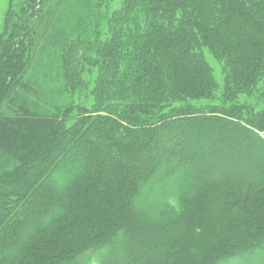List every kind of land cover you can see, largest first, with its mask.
I'll return each mask as SVG.
<instances>
[{
    "label": "rangeland",
    "instance_id": "rangeland-1",
    "mask_svg": "<svg viewBox=\"0 0 264 264\" xmlns=\"http://www.w3.org/2000/svg\"><path fill=\"white\" fill-rule=\"evenodd\" d=\"M93 1L96 0H0V63L7 57L4 54L14 53L15 39H21L28 29L34 42L28 50V59L18 70L21 73L0 97V249H20L13 264H47L44 258L60 247L78 250L73 259L61 264H264V247L242 251L245 244L258 240L264 233V191L246 181L247 170L242 165L236 167L237 172L229 171L227 178L231 180L223 185L208 182L209 176H219L218 169H207L208 172L175 162L174 166L168 164L145 178L132 196L125 190L118 191L113 181L111 189L100 197L92 191L98 196L84 198V202L103 207L95 214L86 215L82 210L54 225L48 223L46 213L43 217L35 213V203L25 207L29 191L22 189L24 185L8 181L10 168L18 164L15 154L28 153L46 134L49 138L57 131V142L73 133L81 134L90 121L88 117L102 113L93 111L96 86L103 85L100 76L106 69L122 71L127 67L131 48L127 31L122 30L119 37L112 38L117 31L114 20L123 0H98V7ZM246 25L242 21V27ZM110 49L123 55L107 68L103 61ZM200 49L211 66L216 85L212 98H189L188 103L209 104L205 112L222 114L264 136L260 127L264 73L254 75L255 83L250 88L231 83L227 90L225 82L230 75L226 71L229 67L223 69L224 58L209 52L205 46ZM115 88L114 82L105 90ZM125 102L119 100L120 104ZM31 114L55 118L53 123L21 126L31 138L29 143L28 138L21 139L1 124L3 117ZM122 126H125L123 120L114 130V138L124 135ZM94 134L98 135V130ZM17 138L20 140L16 141ZM123 139L124 143L116 149L122 157L118 158L121 163L134 164L122 172L129 188L136 176L145 174H137L135 170L146 169L145 159L136 153L143 152L139 144H128ZM137 158L143 161L135 162ZM236 161L240 163L239 159ZM4 172L7 175H2ZM65 175L64 171L57 175V185L65 183ZM125 206L128 211H137L136 217L129 221L128 230L108 233L96 242L111 224L100 221V212H111L115 217ZM105 208L112 211H104ZM21 235L29 239L24 245L17 241ZM163 252L167 253L163 262L157 261V255Z\"/></svg>",
    "mask_w": 264,
    "mask_h": 264
},
{
    "label": "trees",
    "instance_id": "trees-1",
    "mask_svg": "<svg viewBox=\"0 0 264 264\" xmlns=\"http://www.w3.org/2000/svg\"><path fill=\"white\" fill-rule=\"evenodd\" d=\"M94 3L96 7L100 4L98 0ZM118 14L114 20L117 31L112 38L119 37L122 30L127 31L131 48L124 70L106 69L100 76L103 85L96 86L93 111L102 113L89 116L90 121L81 134L73 133L61 142L55 139L57 131L49 138L46 134L28 153L15 154L18 164L10 168L8 181L24 185L22 189L29 191L25 207L35 203V213L42 217L46 213L44 217L51 225L68 220L82 210L86 215L95 214L103 207L84 202L86 196L89 199L96 195L92 191L100 197L115 181L118 191L125 190L132 196L145 178L168 164L174 166L173 162L206 170L218 169L219 176H209L208 182L219 185L230 181L229 171L237 172L236 167L242 165L247 170L244 171L246 181L264 191V136L222 114L205 112L209 104L193 106L186 100L212 98L216 85L211 66L200 49L202 46L224 58L223 69L229 67L226 71L230 75L226 77L227 90L231 83L250 88L255 83L254 75L264 73V0H123ZM242 21L247 24L245 27ZM29 31L21 39H15L14 53L4 54L7 57L0 63V97L14 84L21 73L19 68L28 59V50L34 43ZM122 55L121 51L110 49L103 64L110 68L113 60L121 59ZM114 82V91L105 90ZM121 99L126 102L120 104ZM185 110L192 111L185 113ZM260 116L263 117L260 127L264 131V111ZM54 118L33 114L6 116L1 124L21 139L28 138L29 143L31 138L21 126L53 123ZM121 120L125 124L122 126L124 135L114 138V130ZM97 130L98 135H95ZM93 135L95 140L92 141ZM31 136L34 137V133ZM123 137L128 144H139L143 152L136 153L144 155L145 159V170L135 168L137 174H145L136 176L129 188L122 172L134 164L121 163L118 158L122 157L116 149L124 143ZM124 152L129 153V150ZM63 171L67 179L59 186L55 178ZM106 209L112 211L109 208L104 211ZM101 212L100 221L111 224L104 231L107 234L99 236L96 242L106 238L108 233L128 230L129 221L137 214V211H128L126 206L115 217L111 212ZM26 237L21 235L17 241L24 245L29 240ZM245 245L243 252L264 247V233ZM77 252L60 247L52 249L44 259L47 264H61L73 259ZM18 253L20 249H0V264H13ZM225 253L223 250L222 254ZM166 254L159 253L157 261L163 262Z\"/></svg>",
    "mask_w": 264,
    "mask_h": 264
}]
</instances>
